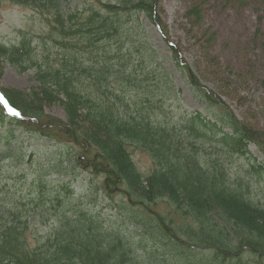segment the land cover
I'll return each instance as SVG.
<instances>
[{
	"label": "trees",
	"instance_id": "16d2710c",
	"mask_svg": "<svg viewBox=\"0 0 264 264\" xmlns=\"http://www.w3.org/2000/svg\"><path fill=\"white\" fill-rule=\"evenodd\" d=\"M7 1L27 8L59 3ZM106 1L79 15L55 11L48 37L60 50L53 60L51 53L36 59L31 41L0 44V74L6 61L19 72L35 70L40 85V93L19 96L0 88V124L9 115V134L21 129L20 135L43 138L56 150L50 166L18 147L0 150V164L12 158L23 167L0 197V264H264V207L252 199L250 183L231 175L227 163L229 158L251 160V144L264 153L263 135L240 123L178 61L157 13L158 0ZM123 12L144 13L158 28L211 120L195 114L176 125L164 108L171 94L163 76L149 83L145 69L142 81L133 78L138 66L133 73L126 72V63L120 66L125 70L113 69L110 48L99 43L120 31ZM192 13L200 18L199 9ZM112 71L139 95L125 103L129 86L112 89ZM56 96L66 98L67 121L36 109L40 100L53 103ZM132 148L150 156L149 175L137 169ZM67 165H73L66 173L71 180L61 174ZM252 165L264 179V164ZM83 173L89 175L88 188L94 185L109 211L116 212L119 227H103L82 206L73 183ZM55 175L58 179L51 180ZM130 226L134 231L126 232Z\"/></svg>",
	"mask_w": 264,
	"mask_h": 264
},
{
	"label": "rangeland",
	"instance_id": "374dc122",
	"mask_svg": "<svg viewBox=\"0 0 264 264\" xmlns=\"http://www.w3.org/2000/svg\"><path fill=\"white\" fill-rule=\"evenodd\" d=\"M58 1L59 3L52 6L39 4L41 8H36L37 4H34L27 8L0 0V44L10 47L25 40L31 41L36 59L42 61L46 54L51 53L53 60L60 50L48 37L52 31L48 23L51 22L55 11L65 17L74 13L79 15L88 7H98V1L107 2ZM196 9L201 12L200 18L192 13ZM157 13L169 41L173 43L180 57L178 61L187 66L186 69L197 78L200 87L217 96L240 123L258 131L264 137V0H158ZM121 15L119 19H123L124 25L120 31L116 34L112 32V37L103 36V41L99 43L101 47L110 48L111 53L107 57L111 58V63L115 66L113 69L126 63V72L133 73V65L138 66V73L135 72L133 78L142 81L141 69H145L146 77L150 75L149 83L163 76L171 94V100L165 102L164 108L171 113V122L176 125L185 123L190 115L195 114L211 120L212 116L206 111V106L198 100V94L187 83V70L177 65L169 43L158 28L144 13L129 15L123 12ZM120 70H125L124 66ZM1 71L0 88L13 96L33 91L40 93V85L35 80V70L19 72L5 61ZM118 78L112 71L109 81L111 88L115 90L123 91L125 86H129L127 96L122 97L125 103L139 95L140 92L134 89V86ZM132 83L143 85L140 81ZM56 97L57 101L53 103L46 99L40 100L36 109H41L48 117L67 121L71 115L64 105L66 98ZM9 130H13V127L7 121L0 124V150L7 146L12 149L18 147L22 153L38 154L37 156L42 158L41 161L49 166L50 162L54 161L53 154L56 150L47 140L32 137L27 133L20 135L21 129H15L11 135ZM183 133L188 135L187 130H183ZM15 135L17 137L14 138ZM58 135L65 143V135ZM248 150L252 156L251 160L246 159L247 157L241 160L229 158L227 163L231 175L242 176L250 183L249 193L252 199L264 207V179L252 167L253 163L257 166L264 164V153L252 144L248 146ZM130 152L137 169L143 175H149L152 171L150 156L134 148L130 149ZM71 167L73 165H67L64 167L67 168L66 171L61 173L65 180L73 178L72 175L66 174L72 172ZM22 169V165H17L12 158L0 164V197L6 193L7 185L13 179L11 175L15 176ZM75 173H78V170ZM87 173L78 175L73 183V186L77 187V193L84 199L85 205L82 206L87 207L88 212L92 213L103 227H119L121 222L116 217V212L109 211V205L101 194L95 192L94 185L93 189L88 188L90 179ZM53 179L57 180L58 176L51 177V180ZM130 231H134L132 226L126 230Z\"/></svg>",
	"mask_w": 264,
	"mask_h": 264
}]
</instances>
